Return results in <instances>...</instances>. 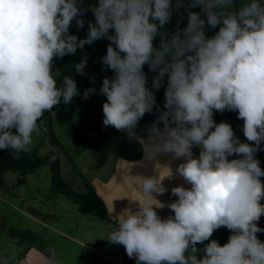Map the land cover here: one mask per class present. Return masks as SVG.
<instances>
[{
    "label": "clouds",
    "instance_id": "obj_1",
    "mask_svg": "<svg viewBox=\"0 0 264 264\" xmlns=\"http://www.w3.org/2000/svg\"><path fill=\"white\" fill-rule=\"evenodd\" d=\"M0 0V150L14 159L31 152L33 134L46 112L79 95L71 75L54 66L56 58L101 38L110 43L102 64L114 72L99 94L103 124L135 137L146 113H159L148 128L149 156L183 158L176 172L190 185L173 187L174 213L162 219L154 194L166 188L158 176L141 178L143 201L115 217L107 240L122 245L136 264H264V170L255 153L264 142V0ZM199 7V11H191ZM91 11L86 38L70 34ZM187 12V26L169 33L174 13ZM182 18V17H181ZM208 37V28L216 29ZM110 30L114 34H110ZM160 37L159 47L154 40ZM87 58L73 67L84 75ZM156 73L151 88L143 66ZM164 108L155 92L164 78ZM96 89L84 92L87 98ZM238 112L242 143L229 123H216L214 111ZM162 123L163 127L159 125ZM198 147V158L192 149ZM240 156L239 159L228 157ZM169 175L171 176V170ZM167 176V177H168ZM221 227L231 231L223 246L211 240ZM45 264H57L49 249Z\"/></svg>",
    "mask_w": 264,
    "mask_h": 264
},
{
    "label": "rangeland",
    "instance_id": "obj_2",
    "mask_svg": "<svg viewBox=\"0 0 264 264\" xmlns=\"http://www.w3.org/2000/svg\"><path fill=\"white\" fill-rule=\"evenodd\" d=\"M55 112V109L46 112L38 122L40 127L33 134L31 152L37 156L56 152L62 182L71 190L83 193L81 176L88 181L96 174L105 179L113 169L117 155L110 153L99 163L93 148L76 153L66 127L57 123ZM223 122L231 125L240 142L253 143L244 136L242 119L224 116ZM139 133L135 132V137ZM94 136L87 133L90 139ZM262 151L264 142L254 154L258 161ZM51 180L47 165L34 172L5 171L0 176V264H45L50 258L49 249L55 250L57 264H90L96 256L101 259V264H128L120 245L107 240L112 223L79 214L76 203L55 193ZM225 229L221 227L214 231L209 241L197 244V248L203 249Z\"/></svg>",
    "mask_w": 264,
    "mask_h": 264
},
{
    "label": "trees",
    "instance_id": "obj_3",
    "mask_svg": "<svg viewBox=\"0 0 264 264\" xmlns=\"http://www.w3.org/2000/svg\"><path fill=\"white\" fill-rule=\"evenodd\" d=\"M98 0H83V7H89L97 4ZM191 11H199V7L190 9ZM182 17V18H181ZM86 23L83 28H78L75 20L69 28L70 34H75L79 39H84L88 33V21L95 22L94 14L88 11L82 17ZM179 20L180 28L187 26V12L180 14L174 13L171 21L165 26L169 33L175 31L177 21ZM216 29L208 28L206 36L211 37L215 35ZM110 34H114L110 30ZM109 41L106 38H101L94 41L92 44L84 45L83 49L78 48L75 54L65 55L63 58H56L54 66L59 68L64 75H71L77 83L79 95L75 96L70 104L61 102L53 109L55 112V119L58 124L66 127L67 136L74 144L75 152L80 153L88 148H93L98 154V162H103L110 153L125 160H137L142 155V148L135 138H130L128 134L115 129L112 126H105L103 124V109L102 105L106 102V97L99 94V89L102 86L104 78H112L114 72L107 66L102 64V58L106 55ZM160 37L154 40V46L159 47ZM87 58V63L84 68V75L78 74L74 65L80 63L82 59ZM143 71L148 78V87L151 88L152 78L156 73L149 71L148 65L143 66ZM167 83V76H165L162 86L155 92L156 104L159 109L164 108V91ZM96 89L95 93L90 94L87 98L84 97V92L88 89ZM159 113L156 109L152 113H146L143 118L138 122L135 132H140L150 127L156 120ZM224 116L229 119H239L238 112L225 110L223 112L214 111L213 119L218 124L223 122ZM162 123L159 125L161 126ZM87 133H93V139L87 137ZM242 158L237 155L228 157L231 159ZM47 165L51 172L52 185L55 193L61 194L76 203L77 211L81 215H91L96 217L102 222L112 223L104 201L95 191L94 187L84 177L81 176L84 186V192L78 193L71 190L67 185L62 182L58 156L56 152H49L45 156H37L35 153L30 152L27 154L22 153L19 159H14L11 152L7 150H0V176L5 171H10L18 174H24L36 171L39 167ZM259 166L264 170V151H262L259 159ZM264 183V176L260 177ZM264 204V199L260 201ZM258 227L264 229V215L258 221ZM231 231L227 228L225 231L217 236L215 240L221 246L228 242ZM258 239L264 242V232L257 233ZM123 258L128 264H136L135 258H129L125 248L120 245ZM101 259L96 256L90 264H101Z\"/></svg>",
    "mask_w": 264,
    "mask_h": 264
},
{
    "label": "crops",
    "instance_id": "obj_4",
    "mask_svg": "<svg viewBox=\"0 0 264 264\" xmlns=\"http://www.w3.org/2000/svg\"><path fill=\"white\" fill-rule=\"evenodd\" d=\"M160 127H163L161 125ZM142 148V155L139 159L128 161L125 158L115 156L113 169L108 177L103 179L101 175H95L90 183L95 191L105 203L107 212L112 219V225L115 226V217L122 213L126 208L137 209V201H143L144 196L141 188L140 176H160L162 184L166 188L164 194H154L155 198L164 205L162 208H156L158 215L163 218L173 216L174 213L168 204L174 202L178 197L173 196L171 189L177 186L189 188L190 185L176 172L177 167L184 163L183 158L174 159L172 154L158 153L154 156H149L146 150L148 143V128L140 131L135 137ZM193 157L198 158L200 149L193 147ZM172 175H169V170ZM168 176V177H167ZM95 251L97 248L88 246Z\"/></svg>",
    "mask_w": 264,
    "mask_h": 264
}]
</instances>
